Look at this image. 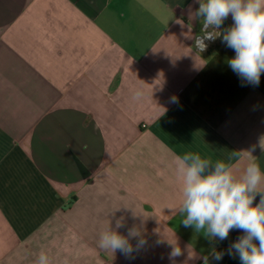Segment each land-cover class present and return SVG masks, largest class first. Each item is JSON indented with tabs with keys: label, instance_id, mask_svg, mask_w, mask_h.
<instances>
[{
	"label": "crops",
	"instance_id": "1",
	"mask_svg": "<svg viewBox=\"0 0 264 264\" xmlns=\"http://www.w3.org/2000/svg\"><path fill=\"white\" fill-rule=\"evenodd\" d=\"M198 8L0 0V264H36L41 251L50 264H241L229 254L240 230L209 240L177 211V156L264 172V73L258 86L234 73L222 35L199 51ZM117 220L121 235L140 232L134 248L146 241L129 257L98 247Z\"/></svg>",
	"mask_w": 264,
	"mask_h": 264
},
{
	"label": "clouds",
	"instance_id": "2",
	"mask_svg": "<svg viewBox=\"0 0 264 264\" xmlns=\"http://www.w3.org/2000/svg\"><path fill=\"white\" fill-rule=\"evenodd\" d=\"M198 3L196 15L203 18V27L202 35L195 38V47L204 51L205 40L214 41L217 30L231 15L233 25L222 33V42L235 52L228 66L242 80L258 86L264 73V0H198ZM142 95L137 90L133 99L139 100ZM260 147L264 150V141ZM238 155L232 153L229 159ZM175 164L183 182V199L177 211L183 216L184 227H194L209 240L220 241L227 239L230 231L240 230L244 235L229 246V254L238 255L241 264H264V172L259 164L250 162L240 176L234 174L232 165L223 160L213 163L199 153L177 156ZM257 194L261 198L253 206ZM123 226L117 220L114 229L109 222L100 233L98 247L112 254L119 250L129 257L146 243L140 239L134 248L130 238L140 236V232L132 228L127 236L121 235L118 229ZM180 254L181 250L174 248L172 255ZM211 255L215 260L223 257V253L215 251ZM36 264H50L47 253L41 251Z\"/></svg>",
	"mask_w": 264,
	"mask_h": 264
},
{
	"label": "built area",
	"instance_id": "3",
	"mask_svg": "<svg viewBox=\"0 0 264 264\" xmlns=\"http://www.w3.org/2000/svg\"><path fill=\"white\" fill-rule=\"evenodd\" d=\"M208 31H212V29L211 28H209L208 29ZM219 33H221V31L218 29L217 30ZM219 33H216L218 36L216 37V39L214 40V41H212V40H205V44L207 45V47H206V49L205 50H208L215 42H216V40L220 37L221 38V35H219ZM199 35H202V33H201V31L196 35V37L197 36H199ZM195 37V38H196ZM204 50V51H205Z\"/></svg>",
	"mask_w": 264,
	"mask_h": 264
},
{
	"label": "water",
	"instance_id": "4",
	"mask_svg": "<svg viewBox=\"0 0 264 264\" xmlns=\"http://www.w3.org/2000/svg\"><path fill=\"white\" fill-rule=\"evenodd\" d=\"M239 237H241L242 235H244V233L242 231L239 232Z\"/></svg>",
	"mask_w": 264,
	"mask_h": 264
},
{
	"label": "flooded vegetation",
	"instance_id": "5",
	"mask_svg": "<svg viewBox=\"0 0 264 264\" xmlns=\"http://www.w3.org/2000/svg\"><path fill=\"white\" fill-rule=\"evenodd\" d=\"M256 205V203L255 202H253V206H255Z\"/></svg>",
	"mask_w": 264,
	"mask_h": 264
},
{
	"label": "rangeland",
	"instance_id": "6",
	"mask_svg": "<svg viewBox=\"0 0 264 264\" xmlns=\"http://www.w3.org/2000/svg\"><path fill=\"white\" fill-rule=\"evenodd\" d=\"M219 40H220V37L216 40V42L219 41Z\"/></svg>",
	"mask_w": 264,
	"mask_h": 264
},
{
	"label": "trees",
	"instance_id": "7",
	"mask_svg": "<svg viewBox=\"0 0 264 264\" xmlns=\"http://www.w3.org/2000/svg\"><path fill=\"white\" fill-rule=\"evenodd\" d=\"M226 30V28L223 29V31Z\"/></svg>",
	"mask_w": 264,
	"mask_h": 264
}]
</instances>
